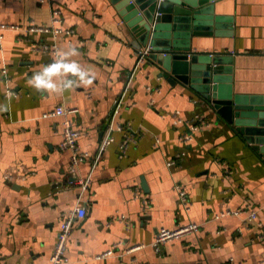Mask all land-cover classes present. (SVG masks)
<instances>
[{"label": "crops", "instance_id": "1", "mask_svg": "<svg viewBox=\"0 0 264 264\" xmlns=\"http://www.w3.org/2000/svg\"><path fill=\"white\" fill-rule=\"evenodd\" d=\"M213 6L219 27L202 23L193 50L231 58L235 95L264 96V0ZM0 22L19 26L0 43V105L8 106L0 110V264H50L61 218L78 205L87 216L75 221L66 264H264L262 155L200 94L150 61L137 66L111 0H0ZM41 44L75 47L68 59L91 69L93 82L35 89L29 78L53 62ZM59 106L75 111L67 117L80 132L77 151L89 155L74 170V152L60 148L65 118L45 116ZM197 116L205 123L191 131ZM86 180L83 191L75 182ZM241 208L258 218L221 216ZM189 224L199 230L156 245L158 230Z\"/></svg>", "mask_w": 264, "mask_h": 264}, {"label": "water", "instance_id": "2", "mask_svg": "<svg viewBox=\"0 0 264 264\" xmlns=\"http://www.w3.org/2000/svg\"><path fill=\"white\" fill-rule=\"evenodd\" d=\"M111 1L127 24L131 44L138 51L152 46L148 61L171 83L200 94L264 159V96L235 95L231 58L192 48L202 23L219 27L220 18L208 15L216 0ZM228 61L230 66L221 65Z\"/></svg>", "mask_w": 264, "mask_h": 264}, {"label": "built area", "instance_id": "3", "mask_svg": "<svg viewBox=\"0 0 264 264\" xmlns=\"http://www.w3.org/2000/svg\"><path fill=\"white\" fill-rule=\"evenodd\" d=\"M44 1V0H43ZM61 12L59 10L53 11V17L55 22H61L60 16ZM19 26L15 24H4L0 22V43L3 38V32L6 30H18ZM30 31H38V32H47L49 31L48 28H35L32 27L29 29ZM73 31H68L67 33H72ZM56 35H59L62 33V30H55ZM37 48L44 50L46 52H50L53 55V59L55 56V53L59 50L57 45H52L49 46L47 44H41L37 46ZM153 51L152 46H147L146 48H143L137 52V66L140 65L141 63H144L147 61ZM166 55V53H164ZM129 85V84H128ZM128 88V86H127ZM127 91V90H125ZM123 101V96L117 100L115 103V110H114V115L115 116L118 112V109L120 108L121 104ZM75 111H68L66 110L63 106H59L54 109V111L49 112L45 116L47 117H62L64 119L63 121V136H62V142L60 145V148L62 150H71L73 151V156H72V169L74 170L82 161L87 159L89 157L88 154H83L79 155V152L77 151L78 149V139L80 137V132L76 130L73 126V123L71 120L67 117V115L72 114ZM204 120L202 117L197 116L195 119V122L191 126V131H194L201 127L204 124ZM110 130H113V125L111 124ZM133 139V138H132ZM184 141H190L192 139L191 134L185 135L183 137ZM114 141V138L109 135L105 140H103L101 146H100V151H99V156L100 157L103 152L107 149V147ZM76 184L80 185L82 187V190L85 191L88 188L89 182L86 180L85 182L83 181H76ZM179 194L181 199L184 202H187V194L186 192L180 188L179 189ZM187 204V203H186ZM228 215H234V216H240V215H245L246 217V222H252L258 218V213L254 209L250 208H241L239 210H227L222 213L221 216H228ZM87 216V209L82 206L78 205L76 206L69 214H66L62 216L61 218V224H60V230L58 233V240L56 243V247L54 250L53 255L51 256L50 259V264H66L69 262V258L67 257V244L69 241V237L72 233V230L74 228L75 221H80L84 220ZM199 230V225L197 224H189L187 226H183L181 228L175 229V230H169L166 228H162L158 230L157 235H156V240L155 243L156 245L160 244H165L167 242H170L172 240L181 238L187 234L197 232ZM114 249H111L107 251L106 253L102 254L101 256H98V258H106L108 256L113 255Z\"/></svg>", "mask_w": 264, "mask_h": 264}, {"label": "clouds", "instance_id": "4", "mask_svg": "<svg viewBox=\"0 0 264 264\" xmlns=\"http://www.w3.org/2000/svg\"><path fill=\"white\" fill-rule=\"evenodd\" d=\"M77 49L71 47L67 51L58 50L53 62L45 65L41 70L34 72L28 83L38 91L70 90L74 86L91 84L95 74L91 69H86L74 59H68L75 55ZM62 75L64 78L57 83L56 77ZM7 105H0V110H7Z\"/></svg>", "mask_w": 264, "mask_h": 264}, {"label": "rangeland", "instance_id": "5", "mask_svg": "<svg viewBox=\"0 0 264 264\" xmlns=\"http://www.w3.org/2000/svg\"><path fill=\"white\" fill-rule=\"evenodd\" d=\"M32 28V27H31ZM148 61V60H147Z\"/></svg>", "mask_w": 264, "mask_h": 264}]
</instances>
